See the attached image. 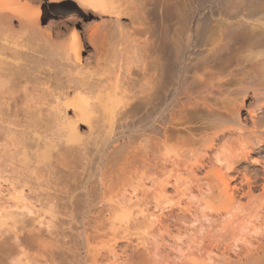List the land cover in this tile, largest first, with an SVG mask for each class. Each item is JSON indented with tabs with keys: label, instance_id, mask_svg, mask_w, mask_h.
I'll return each instance as SVG.
<instances>
[{
	"label": "bare ground",
	"instance_id": "6f19581e",
	"mask_svg": "<svg viewBox=\"0 0 264 264\" xmlns=\"http://www.w3.org/2000/svg\"><path fill=\"white\" fill-rule=\"evenodd\" d=\"M263 1L230 0L228 3L225 1L226 5L222 0L185 1L189 8L184 4L182 6L188 10H177L179 14H173L178 15L180 23L177 21L173 25L166 22L162 32L160 31L163 36L160 38L164 39L161 41H165L175 63L173 74L169 75L171 70L167 69L165 72L169 76H151L150 86L145 83L149 88L145 87L146 90L143 87L144 91L141 90L138 97L133 94L136 96V100H132L135 103H127L125 99L123 101L125 95L121 97L119 94L123 92L119 91L121 87L115 79L116 74L114 80L110 79L116 81L110 83L108 80V87L107 81L104 84L100 79L103 84L98 83L99 80L93 79L95 74L91 78L90 70L88 74V70L85 69V72L82 67L86 43L93 47L95 54L103 53L101 44L104 42L99 43L97 37L100 35L97 36L96 32L100 29V24L95 29L88 27L86 40L75 27L73 35L67 41H58V44L55 40L59 39V29L67 27L65 20L61 18L75 14L76 11L87 16L92 13L97 16L100 12L120 16V11L123 10V13L126 9L121 7L120 10L121 5H115H119L117 0H49L50 6L54 8L53 14L59 18L50 19L45 28L41 29L42 34H46L44 39L48 38V41L39 44L36 40L33 49L30 40L36 34L31 35V32L35 33L41 22H45L48 17L45 1L39 0L38 4V0H0V36H3L2 30L5 33V28L11 26L13 29L12 25L16 23L31 35V39H27L28 42L26 40L27 46L21 45L20 41V44H16L18 49H13L12 43L11 49L4 43L0 46V141L6 143L4 148L0 146V152H16L10 147L29 134L24 132V125L28 123L30 128L43 125L46 122L44 112L49 113L46 108L55 116L61 115L62 127L57 131L56 122L60 119L57 118L53 124L57 125V133L49 132L48 136L51 135V138L45 134L43 136L44 132H37V128L36 131L32 130L31 137L35 141H42L43 137L44 140L46 137L52 140L56 136L58 139L74 142L87 137V140L93 141L101 138L108 146L114 140L124 141L130 138L136 132V126L139 127L138 124L146 123L151 143L149 161L152 184L158 191L154 196L155 206L164 211L163 201L169 188H173L180 197L178 217L181 221L182 244L181 251L162 252L158 246L126 251L132 264H264ZM89 7L99 13L91 12ZM185 19L190 24H186ZM74 21L72 19L71 22L75 25ZM52 26L58 30V37H52L49 31ZM154 31L157 36L158 32ZM195 31L197 34H193ZM150 33L152 38L151 30ZM7 35L5 34L6 37ZM6 37L0 39L4 41ZM55 45L53 49L52 46ZM26 49L39 55L35 57V54ZM54 50L72 63L66 64L68 66L65 69V65L58 62L60 60L57 61L59 66L64 67L63 74L62 68L58 66L60 73L56 72V68L51 73L52 69L49 67L50 72H42L41 76L44 75L41 78L33 76L34 68L38 67L36 61L42 60L44 55V60L50 64L54 59ZM62 57L61 60L64 61ZM102 57L98 56V59ZM96 108H102L105 112L102 114L107 115L105 117L109 121L108 127L111 126L110 131L100 132L101 125L98 126L99 131L95 129L96 121L99 120V114H95L99 113L95 112ZM52 115L51 119L54 117ZM11 124L18 127L21 124L24 131L11 129ZM84 127H87L86 134ZM172 140H177L182 150L179 158L173 162L168 154V146ZM126 142L128 143H124ZM117 145L108 149L110 156L120 152L122 145ZM254 154L260 155V158H255ZM249 166H253V169L249 170ZM21 188L15 183L7 186L0 184V225L5 228L7 225V235L0 234V247L8 243L15 247L16 250L8 254L7 251H1L11 260L16 254H26L29 257L32 250L48 243L47 230L42 228L44 218L36 216L33 207L27 204L28 197ZM75 192H69L73 195L72 198L78 196ZM95 193L97 198L100 194ZM77 208L80 209V206ZM150 216L160 227H164L163 219L166 215L156 217L153 212ZM48 245L44 247V251L49 248H46ZM73 249L69 246L61 251ZM55 250H49L52 251L50 258L44 257L45 262L49 263L50 260L53 263L62 257ZM33 253L35 250L31 258L39 257V254L34 257ZM39 261L37 262L40 263Z\"/></svg>",
	"mask_w": 264,
	"mask_h": 264
},
{
	"label": "rangeland",
	"instance_id": "374dc122",
	"mask_svg": "<svg viewBox=\"0 0 264 264\" xmlns=\"http://www.w3.org/2000/svg\"><path fill=\"white\" fill-rule=\"evenodd\" d=\"M44 1V6L48 11V17L45 22H41L40 29H36L35 33L31 32V35L36 34L37 37L35 38L36 35H32V39L33 36L35 38L32 40L31 35H28V33L21 29V27L19 28L16 23L12 25V27L14 26L13 29L10 28L11 26H8L9 29H7L8 27H4V31L6 30V32L4 33L2 30L3 36L6 37L5 34L8 35L4 41H2L4 37L0 36V38L3 37V39L1 38L2 40L0 39V46L5 44L9 49H11V46L13 49H18L19 47L16 44H20L21 42V45L24 44L27 46V42L29 41L27 39L30 38V42H32L31 45L33 44V49L36 40H38L37 42L39 44L42 43V41L43 43L48 41V38L44 39L46 38V34H42V30L49 23L50 19L56 20L59 17L53 14L54 8L50 6L49 0ZM142 1L144 2L146 0H117L116 3H119V5H115H121L119 8L120 10L122 9L121 7H123L124 10L126 9L123 13V10L120 11V16H117L115 13H107L109 14L107 15L101 12L100 15L97 14L99 12H95L90 7L89 9L91 12L94 11L97 16L93 13L87 16L76 11L74 12L75 14L72 13L67 15V17L61 18V20H65L64 22L67 23V27L62 26V28L59 29V39L57 38V40L55 38L57 43L62 40L63 42L67 41V38L73 35V27H75V29L80 32L83 39L86 40L89 28H94L100 24L101 27L100 29L98 28L99 32H96L97 36L100 35L97 37L98 41H100L99 43L104 42L101 44V52L103 53H100L102 55L95 54L96 52L93 51V47L86 43L85 51L83 53L84 65L82 67L84 70H88V74L90 70L92 74H89V76H91V78L92 75L95 74L93 79L96 78L95 80H99L98 83L101 84H107L108 80L110 83L115 82L116 80L112 81L110 79L114 80V75L116 74L115 79H117L118 86L121 87L119 88V91L123 92L122 94H119L120 96L125 95L123 101L125 99V102L127 101V103H135L132 101L136 100V96L134 95H137L138 97L141 94V90L144 91V89H142L143 87L147 88L150 86L149 84H151L150 82L153 76H169L173 74L172 68L175 67V63L170 57L169 49L166 47V43H164L165 41H161L164 40L160 38L163 37L161 30L163 26L166 25V22L174 25L175 22L178 21V15L176 16L173 14H176L179 11L185 12V10H188L187 8H189V4H187L188 2H185L188 0H147L145 2L146 4H143ZM149 1H152L150 2L151 5ZM225 1L228 3L230 0H222V2ZM259 1L262 2V0H258V2ZM39 3L38 0V4ZM147 3H149V6ZM227 3L225 2V5ZM182 4L187 8L185 6L183 7ZM178 8H181V10ZM172 15L173 17H170ZM116 17H118V19ZM72 19L76 21H74L75 25L71 22ZM104 19L106 23L103 21ZM102 21L104 23H102ZM180 21L177 23H180ZM185 21H183V23H185ZM187 21L186 24H190V21ZM49 29L53 38L54 36L58 37V33H56L58 30L55 27L52 26V28L50 27ZM149 29L153 33L152 38H150L151 33ZM154 29L158 32V37L156 36ZM193 29L195 30V27ZM194 33L197 34V31L193 32V34ZM43 35L44 37H42ZM156 37L157 39H155ZM7 40L9 42L8 45L6 42ZM160 42L162 44H160ZM52 47L54 49L56 45ZM152 48H154V50ZM23 49L25 50V48ZM29 52L33 53L31 50H29ZM33 54H35V57L39 55V53L37 55L36 53ZM33 54L30 56H33ZM55 54L53 55V58H56L57 60L51 58L52 61L54 60V66L52 65V61L49 64L44 60L43 54L42 60L37 58L41 63L38 61L39 64L36 61V66L38 67L35 68H38V70L36 71L34 68L35 71H33L32 75L41 78L44 75L41 76L42 72H48V70L50 72L52 69L51 73H54L55 68L56 72L60 73L61 69L58 68L60 65L58 62L63 63L65 69L68 66L66 64L69 62L70 64L72 63L71 61L65 60V58L60 56L59 53L55 52ZM98 56L103 57L98 59ZM61 57L64 59L65 64L64 61L61 60ZM32 58H34V56ZM56 64L57 66H55ZM163 66L165 67L163 68ZM49 67L51 69H49ZM59 67L62 68V66ZM63 68L61 74H63ZM167 69L169 71L171 70L169 72L170 74L168 73L169 75L165 72ZM155 71L158 73H154ZM148 78H150V81ZM100 79H102L101 81L103 83ZM109 82L108 87L110 86ZM145 83H148V86H146L147 84ZM96 109L95 112L97 111L99 113L95 114H99V120L97 119L96 121L95 118V121L97 122L95 129L97 128L98 130V126L101 125L99 129L100 132L101 130H104L105 133L110 131L111 126L108 127L109 121L108 119L106 120L105 117L107 115L102 114L105 113L101 110L102 108H98L99 110ZM48 110L49 109L46 108L47 112L51 115L54 114L51 113V110ZM44 114L46 115L45 121L47 122L45 123L47 127L49 125V128H46L45 123L41 126L37 125V132L40 131L41 134L44 132L43 136L44 134L45 136H48L51 132L56 130L57 125V131L59 129L61 130V128H59L62 127L60 114L58 116H55V114L52 115V117L54 116L52 119L50 114L48 115L46 112H44ZM102 116H104L103 119ZM57 118L60 119L56 122L55 120ZM105 120L108 122H105ZM54 122H56L57 125H53ZM24 123L26 122L24 121ZM24 123H22V127ZM145 124L146 123H140L138 124L139 127L136 126V129H134L136 132L133 131L136 134V137L133 133L130 138L128 137L129 139L126 138L124 141L114 140L108 146L101 138L98 139L100 141L96 140L97 138L93 141L92 139L87 140V137L83 140L79 139L78 141L68 142L64 139H58L56 136H54L52 140H49V138L52 137L50 135L51 137L48 136V139L46 137V140H44L45 137H43L41 139L42 141H35L36 139L31 137L33 133L31 131H36L35 126L30 128L27 123L24 125V131V129L20 127L21 124L19 127L18 125L15 126V124H11L9 126L11 129L13 128L18 131L20 129V131H24L25 133L27 131L26 134H29L26 138L19 139L21 142L17 140L19 142H16L17 144L15 143L14 146L10 147L15 149L16 152H7V150L0 152V184L7 186V184L10 185L11 183H15L16 186H19L20 188L22 187L21 189L25 191L24 193H26L25 195L28 197L27 204L31 208L33 207L32 210L35 211L36 216L39 217L40 215V219L44 218L43 222H45L44 224L42 223V228L44 231L47 230L46 233L48 234L46 235L48 236L46 237L48 243L46 245L50 244V246L48 245L46 248H49L45 251L44 247L46 245L42 247L39 246L42 249L39 247L38 249H34V257L39 254L42 261L38 256L35 258L40 261L30 257L34 251L32 249V252L29 254L30 258L26 254H16L14 259L12 258L13 260H11L7 259L6 254L16 249H14L15 247L10 243L5 244L4 247H0V264H42L43 261L44 264H132L131 257L126 251L144 250L147 246H158L159 251L162 252L181 251V221L178 217L181 208V200L175 193L174 189L169 188L163 201L164 211L162 212L155 206L154 196L158 191H156L155 186L152 184L149 161L151 143L150 138L148 137V127L147 124ZM102 126H104L103 129L101 128ZM116 127L117 125L115 124L114 128ZM47 131L48 134L46 135ZM57 131H55V133H57ZM83 131L86 134L87 127H84ZM125 141H128V143H124ZM0 142H2L0 144H4V146L0 145L2 146L1 148H4L6 143L4 141ZM117 144L122 145L120 152L116 155L110 156L107 152L108 149L112 148V146H118ZM181 153L182 150L179 142L177 140H172L168 146V154L171 162L179 158V154ZM254 157L260 158V155L254 154ZM248 169L252 170L253 166H249ZM260 184H262V180ZM73 190L76 191L75 193L78 196H75L77 198L75 196L72 198L73 195L69 194V192ZM95 192H99L100 194L97 198L95 197ZM78 206H80V209L77 208ZM153 212L156 217L162 214L166 215V218L163 219L164 227H160L158 222L150 216ZM5 226L6 228L2 224L0 225V234L5 233L7 235V230H5L7 229V225ZM54 246L56 247V250ZM69 246L72 247V249L74 248L73 251H61ZM50 247L52 250L54 248L55 252L62 254V257L53 263H51L50 260L49 263L44 260L45 258H50V253L52 252L49 251L51 250ZM1 251L7 252L4 254Z\"/></svg>",
	"mask_w": 264,
	"mask_h": 264
}]
</instances>
